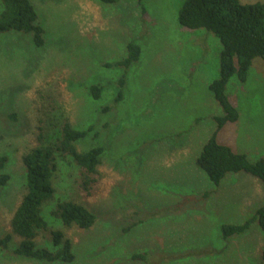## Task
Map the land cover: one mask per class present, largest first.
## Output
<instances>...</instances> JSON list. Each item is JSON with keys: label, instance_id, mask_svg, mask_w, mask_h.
I'll list each match as a JSON object with an SVG mask.
<instances>
[{"label": "rangeland", "instance_id": "obj_1", "mask_svg": "<svg viewBox=\"0 0 264 264\" xmlns=\"http://www.w3.org/2000/svg\"><path fill=\"white\" fill-rule=\"evenodd\" d=\"M46 29L45 45L32 35L0 33V157L11 176L0 194V238L27 193L23 156L39 143L40 127L54 139L67 119L93 131L77 142L80 152L103 147L93 194L81 188V169L60 159L56 194L44 205L50 230L73 243L72 263L15 255L13 235L0 264H261L264 232L258 222L223 239V225H240L264 207V184L245 172L228 173L219 186L197 165L223 114L210 85L220 77L222 44L205 29L180 25L185 0H30ZM244 5L264 0H240ZM0 1V12L4 10ZM142 52L127 70L109 65ZM103 86L101 98L90 92ZM227 95L239 119L216 135L219 144L256 162L264 157V60L256 58L246 82L236 77ZM1 172V171H0ZM86 205L96 224L67 228L51 214L59 201ZM54 249L50 231L35 240ZM144 255L146 260H134Z\"/></svg>", "mask_w": 264, "mask_h": 264}, {"label": "trees", "instance_id": "obj_2", "mask_svg": "<svg viewBox=\"0 0 264 264\" xmlns=\"http://www.w3.org/2000/svg\"><path fill=\"white\" fill-rule=\"evenodd\" d=\"M4 10L0 12V33L12 31L31 34L36 47L45 45L46 29L39 22L38 12L30 0H0ZM105 4H115L120 0H99ZM142 1V0H138ZM178 20L187 29H205L219 38L222 44L220 53V77L210 85L215 100L223 114L215 117L217 131L204 145L197 159V165L207 174L210 181L219 186L228 173L245 172L259 179L264 184V157L252 162L244 154L234 152L230 147L219 144L216 135L227 123L238 121L239 113L227 95V85L236 77L246 82L249 70L256 58L264 60V3L244 5L240 0H185L179 11ZM140 45L131 42L128 55L113 65L122 68L119 80V94L115 103H119L126 88L127 70L140 59ZM103 86L93 85L90 92L95 100L101 98ZM93 131L79 130L65 119L57 136L48 140L46 130L40 127L39 145L23 156L27 169V193L23 197L11 220V233L0 238V248L7 250L13 235L22 238L15 255L35 261L50 263H72L76 256L73 243L62 230H50V224L43 215L44 205L53 200L56 194L54 176L59 168V160L71 158L81 169V188L87 195L93 194L98 182L103 147L80 152L77 142ZM8 158L0 157V194L11 181V176L4 173ZM65 227H78L82 230L92 228L97 222V215L86 205L75 201H59L51 212ZM258 222L264 232V207L255 217L240 225H223L224 240L246 232L253 223ZM43 231H50L54 249L38 247L35 240ZM134 260H146L144 255H134ZM264 264V252L261 256Z\"/></svg>", "mask_w": 264, "mask_h": 264}]
</instances>
